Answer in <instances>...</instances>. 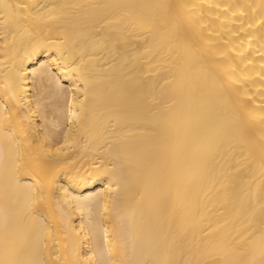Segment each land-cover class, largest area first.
Instances as JSON below:
<instances>
[{
	"label": "bare ground",
	"instance_id": "obj_1",
	"mask_svg": "<svg viewBox=\"0 0 264 264\" xmlns=\"http://www.w3.org/2000/svg\"><path fill=\"white\" fill-rule=\"evenodd\" d=\"M0 264H264V0H0Z\"/></svg>",
	"mask_w": 264,
	"mask_h": 264
}]
</instances>
